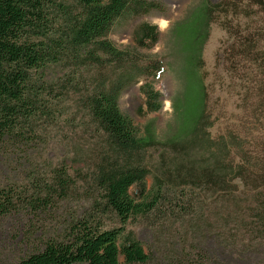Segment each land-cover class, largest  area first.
<instances>
[{"label":"trees","instance_id":"obj_1","mask_svg":"<svg viewBox=\"0 0 264 264\" xmlns=\"http://www.w3.org/2000/svg\"><path fill=\"white\" fill-rule=\"evenodd\" d=\"M243 1L202 0L188 17L173 25V36L184 58L185 89L173 100L176 132L162 141L151 126L143 133L121 108L129 87L152 77L157 80L166 70L161 58L143 60L140 52V48L150 46L149 42H159V27H139L135 46L120 48L110 39L124 20L150 13L157 8L156 3L0 0V146H6L7 152L21 148L30 154L41 146L49 127H58L73 101L81 111L80 117L67 118L79 128L76 137L65 139L81 147L80 152L72 150L49 175H29V185L0 187V221L22 215L40 217L76 199L87 204L65 217L58 237L43 238L36 244L33 239L44 234L41 229L31 227L22 233L18 244L26 246L28 253L17 264H122V257L126 264H148L152 257L128 225L136 217L155 213L161 224L176 218L190 228L187 235H194L195 247L204 253V264H218L222 254L249 264L264 262L260 255L263 242L254 241L255 234L264 230V202L254 208L253 202L228 193V178L235 174L237 180H243L238 181L240 194L249 200L255 196L249 184L250 159L237 153L231 156L226 142L216 147L209 132L213 123L205 47L220 15L226 22L222 27L234 35L228 53L254 41L251 34L229 30L233 13H240ZM251 1L249 8L264 15V0ZM244 12L249 11L246 8ZM243 52L250 55L254 51L246 47ZM143 91L151 110L160 111L161 94L152 83L146 82ZM83 133L92 135L96 146L77 139ZM203 137L206 160L201 169L177 167L176 173L177 177L191 178L194 184L204 183V219L194 195L174 193L161 177H155L150 187L152 171L147 159L149 150L159 145L180 151ZM5 160L11 163V158ZM254 187L261 188L264 195V181ZM135 188L148 192V199L140 202L133 193ZM221 191L230 213L235 207V232L219 229L209 216L213 205L206 195ZM255 212L259 221L253 222L250 217ZM114 217L120 226L109 225ZM163 260L174 264L168 256Z\"/></svg>","mask_w":264,"mask_h":264},{"label":"rangeland","instance_id":"obj_2","mask_svg":"<svg viewBox=\"0 0 264 264\" xmlns=\"http://www.w3.org/2000/svg\"><path fill=\"white\" fill-rule=\"evenodd\" d=\"M151 1L156 3L157 8L148 14L124 20L110 35V39L120 48L135 46V31L139 27L144 24L159 27L161 33L159 42L154 45L149 42L150 46L140 48V52L143 60H149L150 57L161 58L166 70L157 80L152 77L129 87L122 96L121 108L143 133L151 126L159 138L165 141L171 138L177 129L173 100L182 96L185 89L184 58L174 39L172 27L176 22L188 17L202 0ZM220 1L222 0H215V3ZM251 5V0L243 1L240 13H233L234 22L229 30L233 33L241 31L244 35L251 34L254 41L231 54L228 53L227 50L234 42V35L222 27V23L226 22L220 15L212 26L210 40L204 51V60L208 73L206 81L209 88V111L213 123L209 132L213 143L217 147L218 144L226 142L231 149L229 150L231 156L237 153L238 157L250 159L252 179L249 184L255 196L249 200L245 194H240L242 188L237 189L238 181L243 180H237L235 174L228 178L231 190L228 193L230 197L236 194L239 198L247 199L248 203L253 202L254 208H257L259 203L264 202L261 188L254 187L259 181H264V15L255 14L249 8ZM246 8L248 13L244 12ZM246 47L253 49L254 52L250 55L244 54ZM59 73L63 75L62 70ZM146 82L152 83L161 94L163 108L160 111H152L150 108L149 98L143 91ZM67 110L68 114L61 119L58 127H49L48 133L41 140V146L31 150L30 154H26L21 148H12L7 152L6 146H0V187L10 184L29 185L31 183L29 175L34 173L41 176L49 175L55 167L65 161L72 150L80 152L81 147L72 145L71 140L68 142L65 139L76 137L75 131L79 128L78 124L71 125L67 118L71 120L80 117L81 111L74 101ZM77 139L93 146L97 143L93 136L87 133L78 135ZM68 144L69 147L66 146ZM204 144L203 137L196 144L185 146L183 150H177L178 152L159 145L150 149L147 155L148 165L152 171L149 178L150 187H153L155 177H161L174 193L194 195L198 209H202L199 213L203 219L204 183L197 185L191 178L185 179L182 175L177 177L176 171L177 167L190 168L192 171L201 169L206 160ZM221 148L225 147L222 145ZM219 150L221 149H218V152ZM4 158H11V163H7ZM173 171L175 173H171ZM243 190L246 191V187ZM133 193L140 202L148 199V192L144 193L135 188ZM206 196L213 205L209 210L212 223L219 229L235 232L238 229L235 207L232 206L230 213L228 204L222 197L223 192L221 191L219 195ZM86 205L76 199L62 203L52 212L42 214L40 217L30 218L28 215H22L0 221V264H17L26 256L27 247L18 244V237L22 233H28L31 227L41 229L44 234L35 236L33 241L36 244L48 237H58L57 232L65 217L76 210L84 209ZM256 213L258 212L250 217L253 222L259 221ZM158 215L155 213L136 217L128 225V229L135 232L146 252L152 257L148 264H166L163 259H167V256L174 264H204V253L200 252L199 247H195L194 235H187L190 228L176 218L161 224ZM160 221L164 219L161 218ZM109 225L120 226V223L114 217L113 221H109ZM254 239L255 242H263L260 255L264 257V230L256 233ZM121 261L122 264H126L124 257ZM217 263L249 264L223 254L219 256Z\"/></svg>","mask_w":264,"mask_h":264},{"label":"water","instance_id":"obj_3","mask_svg":"<svg viewBox=\"0 0 264 264\" xmlns=\"http://www.w3.org/2000/svg\"><path fill=\"white\" fill-rule=\"evenodd\" d=\"M211 1L215 3V0H211Z\"/></svg>","mask_w":264,"mask_h":264}]
</instances>
